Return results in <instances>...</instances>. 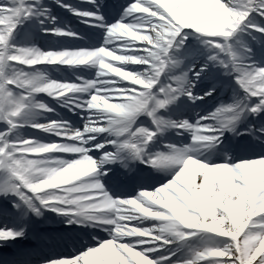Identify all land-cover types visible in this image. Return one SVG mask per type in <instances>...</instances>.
Returning <instances> with one entry per match:
<instances>
[{"label":"clouds","instance_id":"obj_1","mask_svg":"<svg viewBox=\"0 0 264 264\" xmlns=\"http://www.w3.org/2000/svg\"><path fill=\"white\" fill-rule=\"evenodd\" d=\"M184 2L136 0L126 10V18L108 26L104 43L97 48L42 51L32 46L12 54L0 52V64L15 61L16 65L28 66V70L9 66L7 74L0 68V94L6 99V106L0 105L3 113L0 120H6L9 131L14 133L5 145L10 151L6 153L5 148H0V157L7 155L20 184L31 192L29 199L35 198V216L39 218L50 210L70 225L107 234L108 238L98 246L73 257L76 264H83L86 254L105 247L115 249L114 264H122L120 256L128 264H136L130 252L151 260L146 254L156 248L145 246L170 243L181 229L226 238L199 251L201 259L227 256L230 248L238 245L246 252L248 264L253 259L264 264V177H257L248 167L264 165V158L236 163L206 162L201 149L221 142L224 130L235 132V125L221 130L216 123L201 124L200 120L208 119L207 116L195 123L186 118H163L157 115L158 105L153 106L161 95L166 96L167 107L182 97L193 104L203 98L194 94L196 85L190 77L193 68L177 71L183 65L178 53L186 44L185 30L199 34L198 39L207 38L202 42L209 50H223L224 46L215 42V38H223L229 61L243 66L252 49L241 37L247 28L256 27L257 22L251 17L253 5L264 8V0H206L211 12L200 15L186 12L181 7ZM256 30L264 31L259 27ZM52 31L58 36L73 34L58 27ZM230 40L234 43H229ZM38 65L83 66L95 72L90 79L77 76L78 82H62ZM132 65L145 67L137 71ZM223 68L227 70L228 64ZM257 75L259 79L254 82L257 91L253 95L264 94V68L258 69ZM162 76L166 80L162 81ZM7 85L14 88L8 89ZM40 94L70 112L79 109L86 113L81 115L82 126L62 117L50 118L48 114L55 109L40 99ZM250 111L256 112L257 108ZM244 114L241 108L236 121ZM142 116L150 119L153 126L162 121L163 127L152 131L138 126ZM25 128L37 129L59 140L46 142L27 137L22 131ZM169 131L178 136L188 133L190 143L183 146L164 143L153 148L158 133L163 136ZM137 164L171 179L152 190L139 189L134 196L118 195L107 187L105 180L116 166L131 175ZM196 165L233 170L236 190L235 195H229L236 203L234 215L223 210L228 196L219 189L209 193V202L216 203L218 208L215 219L202 215V193H195L182 183ZM177 188L183 190V196L177 194ZM165 192L171 193L178 203ZM0 195L8 197L15 192L0 191ZM0 240L7 238L0 234ZM63 260L45 264H63Z\"/></svg>","mask_w":264,"mask_h":264},{"label":"snow or ice","instance_id":"obj_2","mask_svg":"<svg viewBox=\"0 0 264 264\" xmlns=\"http://www.w3.org/2000/svg\"><path fill=\"white\" fill-rule=\"evenodd\" d=\"M88 3L95 5L96 0H87ZM136 0H132V2L126 7V9L123 11L122 15L120 16V20L124 19L128 16L127 9L130 8L131 5L135 4ZM226 2H230V0H226ZM64 7H67L70 11H73L74 14L84 18L85 23L90 24H99L104 27L105 32L107 31L108 25L104 23V17L99 14V12H91V11H80L77 9L72 8L69 5H63ZM181 7L190 14H207L211 12V8L209 7V4L206 2V0H185V2L181 5ZM254 10L251 12V17L255 18V21L257 22L256 27H259L260 29H264V16L259 15V13H264V8L256 7L255 4L253 5ZM37 17L39 18V23L42 27V30L46 33L49 31L48 28L44 27L45 24L50 23L52 25L56 24L55 17H52L50 12L48 10H45L39 6L38 0H11V6L7 4H0V52H6L7 54L15 53L18 49H26L29 47H18L14 44H12L10 41L14 39V32L17 28V26L26 19ZM112 25V24H111ZM256 27L247 28L246 32L249 35L253 36V39H258L254 33H260L262 37H264V31H257ZM74 35V33L72 34ZM187 36V34H184ZM220 45L224 46V49H219L220 52L226 53V58H219L218 55H210L208 58L209 62L218 64L223 67L225 63L228 64V68L226 70V73L228 74H235L236 83L239 85L241 89L246 93V99L257 97L258 98V104H255L253 106H248L246 104L236 103V104H230V105H221L220 107H217L215 112L210 113L207 115L208 119L206 120H200L201 124H207V121H215L217 125L220 126L221 130L229 129L234 127L235 121H236V114L239 112L241 108L245 110V112L251 113V114H257L259 111L264 110V104L261 102L264 101V94L257 93L256 95H253L252 93L256 92L257 89L254 87V82H256L259 77L257 75V70L264 68L261 66H258L255 62L253 63H246L247 60L250 59L251 54L246 58L243 66L237 65L234 61H229L228 58V49L227 45L225 44V40L222 39L218 42ZM249 47V46H248ZM250 48V47H249ZM15 61H7L5 64H0V68L3 69V72L7 74L10 71L9 66L14 67H20L13 63ZM205 69L202 68L201 71H204ZM195 78L199 80L200 73L197 72L195 74ZM2 87V85H0ZM8 89L14 88L13 85H7ZM215 87L211 88L209 91L204 93V96H211L213 92L215 91ZM204 96H202L203 100ZM166 96L161 95L160 100H154L153 106L158 105V112L157 115H160V112L162 110L167 109V104L165 102ZM0 105L6 106V99L3 97L2 94H0ZM252 108H257L256 112L250 111ZM0 115H3V113H0ZM202 117V116H201ZM0 122H4L7 127L0 131V134H3L0 136V148H5V145L7 142L11 141L13 138L14 133L9 131V124L6 120H0ZM157 127H163V122L158 121L157 125H155L151 130L155 131ZM177 131H182L180 129H177ZM158 135H161L158 133ZM10 151V148H5V152L7 153ZM264 158V156L260 157ZM257 159H246V160H259ZM253 165H249L248 167H251ZM0 171L4 173L5 179L3 183H0V191H11L15 192V195H13L16 198V202L13 204V208L17 210L18 213L23 214L26 211H30L34 214L35 208V198L31 197V192L27 191V189L20 184V181L16 174V169L11 166V164L8 162V157L5 155L4 157H0ZM204 183V177L201 176L197 178V182L194 185V188L196 189L195 193H200V186ZM187 191V190H186ZM191 195V193H189ZM198 232H201L196 229H181L176 236L171 238V242L167 244H163L162 246L170 245V244H176L180 242L187 241L189 238L195 236ZM187 233V235L185 234ZM0 234H4L9 239H16L17 237H20L24 235L23 231H14L12 229H0ZM231 243V241H229ZM155 248V247H154ZM200 250H195L192 252L190 258L183 261L182 264H248V258L246 252L242 251L241 246H232L230 248L229 255L223 256V257H217V258H211V259H201L198 255V252ZM156 251V250H155ZM153 251V252H155ZM83 251L82 253H84ZM151 253V252H150ZM81 254V253H80ZM149 256V253L146 254ZM78 255H73L69 258H65L63 260V264H72L74 260L73 257H76ZM153 261H156V264H171V257L167 258H159V259H151ZM251 264H257V261L253 259L251 261Z\"/></svg>","mask_w":264,"mask_h":264},{"label":"bare ground","instance_id":"obj_3","mask_svg":"<svg viewBox=\"0 0 264 264\" xmlns=\"http://www.w3.org/2000/svg\"><path fill=\"white\" fill-rule=\"evenodd\" d=\"M99 1L100 0H97V2H96L97 5L96 4L95 5L90 4V3L86 2L85 0H38V3H39V6L45 10L48 6H50V4H48V3L57 2V3H60V6L69 5L72 8L80 10V11H91V12H93L92 10H94V9H100V11H102L104 6L101 8L100 4H103V3H100ZM0 4H7V5L11 6V0H0ZM76 4L79 6L78 8H80V9L75 8ZM65 8L68 9L67 7H65ZM73 15L78 17L80 22L85 23L84 18H82V17H80L74 13H73ZM59 21H60V24L67 23V25H66L67 29H65V32L70 31L71 33H76V32H79L81 30L78 25L69 26L68 25L69 22H67L68 21L67 17H62L61 19H59ZM0 23H2V21H0ZM33 24L40 25L39 18L32 17V18L23 20L19 25L22 27H25V30L28 31L30 29V27L33 26ZM87 24L92 26V28H94L96 30L104 29V27L99 25V24H90V23H87ZM44 27L48 28L49 31L46 33L45 31L41 30L39 33H44L45 36L56 35L52 31V29H54L56 27L52 26L50 23L45 24ZM93 35H95V34H93ZM76 37H75V35H66V36H61L60 38H61V40H63V43H66L67 45L72 47V46H77L79 43H82V41ZM64 39L67 41H65ZM70 40H72V41H70ZM14 41H17V40H14ZM243 42L247 45L246 38H244ZM258 42H255L253 46H255V50L257 49V52L263 53L264 52V39L259 40ZM55 45L57 46V44H55ZM33 46H37L40 48L39 44H35ZM40 49L42 51H44L42 48H40ZM251 49H252V51H254L253 47H251ZM206 59H204L203 61L209 62L208 58H206ZM203 63L204 62H201L198 64V67L195 69L196 72H199V73L204 72V71H201V69L203 68ZM139 66L140 65H132L130 67L135 70ZM36 67L43 68L45 70L47 68H54L55 70H59V69L66 67V69H68V71L74 72L75 74L84 73L85 75H87L91 78L94 77V72H95L94 69L89 71V70L85 69L83 66L78 67V68H70L69 66H64V65H38ZM51 75L53 78H55V76H53V74H51ZM47 98H49V97H47ZM49 101H51V103H53L55 106L61 108L62 110L70 112L67 108L60 106L55 101H53L51 98H49ZM197 105H198L197 102H195L193 104L190 100L187 99V97H182L180 104L177 107V110H179V111H176L175 115L177 116L178 114H181L182 112L185 111L186 108L196 109ZM69 107H71V105H69ZM175 108H172V109H175ZM79 112L81 113V110H79V109H75L74 111H71L72 115L73 114H79ZM194 112H196V111H194ZM48 116L52 119H57V118H53L51 113H49ZM141 118L142 117H140V119ZM199 118H200V116H193V119H195V121ZM176 119H179V118H176ZM209 123L215 124L216 122L215 121H209ZM22 131L24 133V130H22ZM33 133L38 137H49L48 134H44L37 129H34ZM187 136H189L188 133H185L183 136H178V135H176L175 131H170V133L167 135V138L169 140H172L174 138L175 141L168 142V143H174L176 141H180L181 139H183L184 137H187ZM229 145H230L229 141H226L224 143V146H229ZM208 146L209 145L203 147L201 149V151L204 153V151H206ZM262 151H264V144L262 142H259V146H257V147L256 146H250L244 152L233 154L232 157H236L235 160H239V159L246 157L247 155H257L258 153H260ZM203 159H205L206 162H211V163H224L221 161H208L209 160L208 156L207 157L203 156ZM213 160H216V159H213ZM229 163H232V161H230ZM250 168L255 172L257 177H264V165L253 164V166H251ZM201 176L204 177V183L200 186V193H202V196H201V202H202V208H203L202 215L204 217H213L215 219V217L217 215L218 208H217L216 203H210L209 202V193L215 192L217 189H219L222 193H224L226 196H228V199L224 203L223 210L226 213H230V214L234 215L236 212V203L231 200V195H235V190H236L235 185H234V180H233L235 173L233 172V170L231 168H228V167H218V168L212 169V168H207L204 166L196 165L190 169V171L188 173V178L182 180V183H184L185 186L188 189H190L191 191H195L196 189L194 188V185L197 182V178H199ZM0 183H3V180H2V182L0 181ZM123 185H125V184H123ZM156 187H158V186H156ZM121 191L126 192L127 193L126 195H129V194L133 193L135 191V189H126V187H124L121 189ZM176 192L178 195H181V196L184 195L182 189L177 188ZM229 194H231V195H229ZM165 195L168 196L173 202L178 203V201H176L175 197H173L171 195V193L165 192ZM4 197L5 196L0 195V202H2L4 200ZM3 214L4 213L0 212V215H3ZM10 215H13L14 223H16V221L18 223H20L21 220L28 219L27 212H25L23 214H20L18 212H13ZM42 217H44V215H42ZM14 223H13V225H14ZM100 235H102V233L99 234L97 241H100ZM174 245L175 244H170V245H166V246L147 245L145 247H155L156 248L155 252H151L149 254L150 256H151V254H153V257H149V258L156 260V259L162 258V252H165L163 258L171 257L172 255H174L175 252L173 254H170L171 250L174 249V248H172ZM209 245H210V243H209ZM204 248H206V247H204ZM129 255L131 256L132 260L136 262V264H152V261L147 259L146 257H143V256L138 257L131 252L129 253ZM184 256H185V254L182 253L181 255L179 254L178 257H174V258L175 259H182ZM116 257H117V254L115 253V249H113L111 247H105V248L99 249L95 252H90V255L82 258V260H83V264H114ZM119 260L122 262V264H128V261L122 256L119 257ZM172 261H173V259H172ZM172 261H171V264H182V262L179 263V262H175V261L172 262ZM72 264H76V262L74 261V262H72Z\"/></svg>","mask_w":264,"mask_h":264},{"label":"rangeland","instance_id":"obj_4","mask_svg":"<svg viewBox=\"0 0 264 264\" xmlns=\"http://www.w3.org/2000/svg\"><path fill=\"white\" fill-rule=\"evenodd\" d=\"M110 1H112V2H114L113 0H110ZM30 2H31V0H30ZM107 2V1H106ZM116 2H118V1H116ZM132 2V0H128L127 1V4L124 6V7H118V10L120 11V13H123V11L126 9V7L130 4ZM62 9H64L63 7H59V5L58 4H52V6L51 7H48L46 10H48L49 12H50V14H51V16L52 17H55V19H56V24H58V28L59 27H61V26H65V24H60V21H59V19H60V15L61 16H64V17H67V16H69V13H68V11H66V10H62ZM62 13V14H61ZM72 14V13H71ZM78 19V17H74V16H72V17H70L69 18V20L71 21V20H74V22H77V23H79V21L77 20ZM117 21H119V20H116V21H114V22H112V23H110V24H108L109 26L111 25V24H113V23H115V22H117ZM85 24H83V26H84ZM52 26H54V25H52ZM21 28V27H20ZM17 29L16 28V30H15V32H14V38H17V40L18 41H13L14 39H12L10 42L12 43V44H14V45H16V46H18V47H28V44L29 45H31L30 43H31V39H33L34 37H38L40 40H42V42H44L45 44H46V46H48V47H46L45 48V50H50L49 48H56L53 44H54V41L53 40H51V39H49L48 37H44V34L43 35H40V34H37V33H35L36 32V30H37V28H36V26H35V28L33 27L30 31L31 32H29V33H27V34H25V33H23V29L21 30V29ZM84 28H86V27H84ZM185 32L187 33V40H186V44H185V46L183 47V49L178 53V56L180 57V58H182V55L183 56H187V57H189L190 56V54H189V51L191 50V49H193V48H196L197 50H199V52H201V51H204L205 53L206 52H214L215 51V53L216 54H218V56H227V54L226 53H223V52H220L219 51V49H215V48H213V49H211V50H209L206 46H205V44L202 42L204 39H207V38H204V37H201V38H197L198 37V35L199 34H196V33H194V31L193 30H185ZM22 35H24L27 39H23L24 38V36H22ZM254 35L256 36V37H258V34L257 33H254ZM29 38V39H28ZM242 40H244V38H246L247 40H248V44L249 43H251V41L252 40H255V39H253V36L252 35H249L247 32L246 33H244V34H242ZM21 39V40H20ZM223 38H215V42H219L220 40H222ZM85 40V39H84ZM61 42V41H60ZM229 43H234V40H230L229 41ZM48 44V45H47ZM49 45H52V47L50 46L49 47ZM100 46H102L101 44L100 45H98V46H96V47H100ZM71 47H69L67 44H63L62 45V47L59 49V50H69ZM85 49V47L84 46H81V47H78V49ZM204 49V50H203ZM198 56H200V55H198ZM224 58V57H223ZM253 59L249 62L248 60L246 61V63H253V62H255L257 65H258V62L256 61V59L254 60V57H252ZM183 59V58H182ZM13 63H16V62H13ZM193 63V61H191L190 60V57L189 58H185V59H183V65H182V68H183V70H185V69H188L190 66H191V64ZM18 66H20V67H24L25 68V70H26V66H24V65H18ZM258 66H261V67H264V58L262 59V62H261V64H259ZM144 65H142V67H141V70H143L144 69ZM49 71V70H48ZM213 73H214V71H213ZM52 74H55V73H53L52 72ZM60 75V74H59ZM61 75L62 76H56V78L58 79V80H60V81H62V82H72L73 81V75L72 74H70L69 72H68V70H66V69H64V70H62V73H61ZM192 75H194L193 74V71L192 72H190V76H192ZM195 79V85L196 84H198V83H200V82H202L203 80H202V78H199V80H197L196 78H195V75L192 77V79ZM193 79V80H194ZM224 79H226V76L223 78V80ZM228 79H226V80H224V81H227ZM14 87V86H13ZM224 91H225V89H224V87L222 88V92L224 93ZM215 92V91H214ZM219 93V92H218ZM235 93V92H234ZM236 94V93H235ZM233 95V94H232ZM227 97L228 96H226V101H229L228 99H227ZM40 99H42V100H44L45 102H47V98L46 97H43V95H41L40 96ZM48 103V102H47ZM226 104H228V103H230V104H234L232 101H229V102H225ZM52 115H55V114H52ZM7 127V125L4 123V122H0V131H3L5 128ZM26 136L27 137H34L35 135L31 132V131H28L27 133H26ZM50 140H53V141H57L58 139H56V138H54V137H52V138H50ZM217 236H215V234H212V233H206V232H198L195 236H193V237H191V238H189L187 241H185V242H181V243H184V244H186V243H190V245H191V247L192 248H188L187 249V252H189V250H190V253L192 254V252L193 251H195V250H200V244H205V242H207L210 238L211 239H214V240H216L217 242L219 241V240H217V238H216ZM186 256H191V255H189V254H187ZM211 259V258H210Z\"/></svg>","mask_w":264,"mask_h":264}]
</instances>
